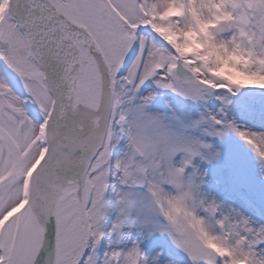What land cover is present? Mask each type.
Wrapping results in <instances>:
<instances>
[{
  "label": "snow or ice",
  "instance_id": "1",
  "mask_svg": "<svg viewBox=\"0 0 264 264\" xmlns=\"http://www.w3.org/2000/svg\"><path fill=\"white\" fill-rule=\"evenodd\" d=\"M230 106L264 118V0H0V264H264L195 163L229 133L264 162Z\"/></svg>",
  "mask_w": 264,
  "mask_h": 264
},
{
  "label": "rangeland",
  "instance_id": "2",
  "mask_svg": "<svg viewBox=\"0 0 264 264\" xmlns=\"http://www.w3.org/2000/svg\"><path fill=\"white\" fill-rule=\"evenodd\" d=\"M156 102L159 103L156 107L164 112L169 110L167 102H170L185 123L199 118L205 110L201 103L186 100L171 92H162ZM230 115L242 125L264 130V118L236 107H231ZM196 135H202V132ZM207 139L214 144V150L219 153V157L210 164L199 159L195 161L207 173L206 190L223 204L237 207L258 222H264V162L259 160L249 145L233 133L222 138ZM144 247L151 252L156 247L167 248L168 242L157 237L155 243H146Z\"/></svg>",
  "mask_w": 264,
  "mask_h": 264
},
{
  "label": "clouds",
  "instance_id": "3",
  "mask_svg": "<svg viewBox=\"0 0 264 264\" xmlns=\"http://www.w3.org/2000/svg\"><path fill=\"white\" fill-rule=\"evenodd\" d=\"M240 264H244V262H243V261H241V262H240Z\"/></svg>",
  "mask_w": 264,
  "mask_h": 264
}]
</instances>
